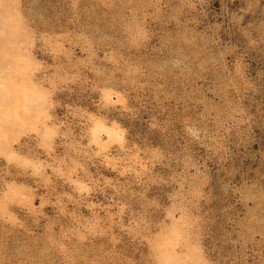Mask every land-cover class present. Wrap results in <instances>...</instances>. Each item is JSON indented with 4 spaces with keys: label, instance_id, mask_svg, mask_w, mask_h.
Segmentation results:
<instances>
[{
    "label": "rangeland",
    "instance_id": "1",
    "mask_svg": "<svg viewBox=\"0 0 264 264\" xmlns=\"http://www.w3.org/2000/svg\"><path fill=\"white\" fill-rule=\"evenodd\" d=\"M0 264H264V0H0Z\"/></svg>",
    "mask_w": 264,
    "mask_h": 264
}]
</instances>
